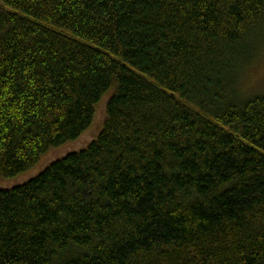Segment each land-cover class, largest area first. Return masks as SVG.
Wrapping results in <instances>:
<instances>
[{
    "label": "trees",
    "instance_id": "16d2710c",
    "mask_svg": "<svg viewBox=\"0 0 264 264\" xmlns=\"http://www.w3.org/2000/svg\"><path fill=\"white\" fill-rule=\"evenodd\" d=\"M263 36L264 0H0V264H264Z\"/></svg>",
    "mask_w": 264,
    "mask_h": 264
},
{
    "label": "rangeland",
    "instance_id": "374dc122",
    "mask_svg": "<svg viewBox=\"0 0 264 264\" xmlns=\"http://www.w3.org/2000/svg\"><path fill=\"white\" fill-rule=\"evenodd\" d=\"M236 79L234 91L237 93L239 99L244 100L264 94V36L257 45L256 53L250 61L242 67ZM101 110L102 108L99 106L96 117L97 121L101 118ZM97 121L95 126L98 125ZM98 127L93 130L91 129L79 140L51 151V153L46 156V158H48H43L40 165H38L35 169L11 179L7 184L22 183L35 175L45 163L50 161V158L60 157L70 150L83 146L87 139L94 134V131L98 130Z\"/></svg>",
    "mask_w": 264,
    "mask_h": 264
}]
</instances>
